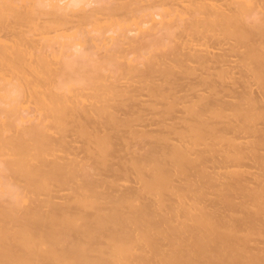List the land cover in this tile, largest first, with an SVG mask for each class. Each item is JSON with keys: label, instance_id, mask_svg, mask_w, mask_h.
Here are the masks:
<instances>
[{"label": "bare ground", "instance_id": "obj_1", "mask_svg": "<svg viewBox=\"0 0 264 264\" xmlns=\"http://www.w3.org/2000/svg\"><path fill=\"white\" fill-rule=\"evenodd\" d=\"M4 2L24 0H0V56L85 22L23 6L6 15ZM115 54L101 55L88 97L55 108L37 135L31 202L0 207V239L9 230L27 264H210L264 244V32L206 8Z\"/></svg>", "mask_w": 264, "mask_h": 264}, {"label": "clouds", "instance_id": "obj_2", "mask_svg": "<svg viewBox=\"0 0 264 264\" xmlns=\"http://www.w3.org/2000/svg\"><path fill=\"white\" fill-rule=\"evenodd\" d=\"M146 0H24L23 5L4 2L11 9L24 7L40 18H84L85 22L38 36L35 51L13 56L4 44L0 56V207L17 213L31 202L28 173L40 160L37 135L44 129L53 110L79 103L90 93L95 77L104 72L101 55L115 54L119 43L129 38H149L168 30L174 21L188 19L211 9L230 16L236 26L249 33L264 32V0H198L181 2L178 8H144ZM127 5L137 11L127 22L112 19L106 11ZM112 65H109L111 67ZM5 230L0 239V264H27L9 240ZM210 264H264V244L253 241L250 252L239 259L227 258Z\"/></svg>", "mask_w": 264, "mask_h": 264}]
</instances>
